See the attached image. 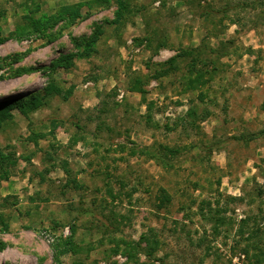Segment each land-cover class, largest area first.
<instances>
[{
  "label": "rangeland",
  "instance_id": "rangeland-1",
  "mask_svg": "<svg viewBox=\"0 0 264 264\" xmlns=\"http://www.w3.org/2000/svg\"><path fill=\"white\" fill-rule=\"evenodd\" d=\"M128 2L0 0V264L264 260V0Z\"/></svg>",
  "mask_w": 264,
  "mask_h": 264
},
{
  "label": "trees",
  "instance_id": "trees-1",
  "mask_svg": "<svg viewBox=\"0 0 264 264\" xmlns=\"http://www.w3.org/2000/svg\"><path fill=\"white\" fill-rule=\"evenodd\" d=\"M117 2H118V8L120 7V9H121V10L117 11V15H120V17H121L123 15L124 11L129 12L130 4H129L128 0H117ZM170 62H173V60L171 59ZM139 84H140V82H138V81L134 82V85L132 88L134 90H137L139 88ZM26 101H27L26 97H20L18 99L9 98L8 100H6L5 103H3V102L0 103V114L3 113L4 114L3 118H4L8 115V111L12 108H20V110L24 111L23 108L26 106ZM88 212L91 213L90 211H88ZM254 233H256V232H254ZM142 239L144 240V244H145L142 249L145 251H151L152 252V250H154V247L157 244V242H155V240H154V237L151 238V235L143 234ZM248 239H246V240H248ZM136 245L140 247L139 242H137ZM246 250L247 249H245L244 252H247ZM253 257H254V260H253L254 264H259V263L263 264V261H264L263 259L261 260V258H258L257 255H253Z\"/></svg>",
  "mask_w": 264,
  "mask_h": 264
},
{
  "label": "bare ground",
  "instance_id": "bare-ground-1",
  "mask_svg": "<svg viewBox=\"0 0 264 264\" xmlns=\"http://www.w3.org/2000/svg\"><path fill=\"white\" fill-rule=\"evenodd\" d=\"M12 90H10L7 86L0 85V98H4L7 96H12Z\"/></svg>",
  "mask_w": 264,
  "mask_h": 264
},
{
  "label": "crops",
  "instance_id": "crops-1",
  "mask_svg": "<svg viewBox=\"0 0 264 264\" xmlns=\"http://www.w3.org/2000/svg\"><path fill=\"white\" fill-rule=\"evenodd\" d=\"M243 110H244V109H243ZM214 120H215V119H214ZM214 122H215V121H212L211 124L214 123ZM203 123H204V122H203Z\"/></svg>",
  "mask_w": 264,
  "mask_h": 264
}]
</instances>
